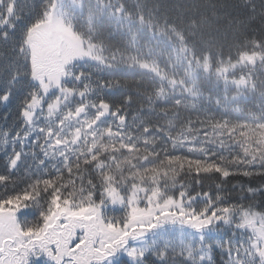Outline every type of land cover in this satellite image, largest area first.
Instances as JSON below:
<instances>
[{
  "label": "trees",
  "instance_id": "16d2710c",
  "mask_svg": "<svg viewBox=\"0 0 264 264\" xmlns=\"http://www.w3.org/2000/svg\"><path fill=\"white\" fill-rule=\"evenodd\" d=\"M56 3L0 0V208L32 200L16 222L29 233L12 239L42 248L28 264L56 260L41 232L56 197L104 203L106 219L73 222L84 248L61 264H264V0H68L69 110L103 101L131 134L52 160L45 124L22 137L37 91L29 34Z\"/></svg>",
  "mask_w": 264,
  "mask_h": 264
},
{
  "label": "rangeland",
  "instance_id": "374dc122",
  "mask_svg": "<svg viewBox=\"0 0 264 264\" xmlns=\"http://www.w3.org/2000/svg\"><path fill=\"white\" fill-rule=\"evenodd\" d=\"M67 1L58 0V3L55 4L46 21L34 25L29 34L30 41L27 45L30 59L32 60V80L37 84V91L31 102L27 105L28 108L25 110V115L30 119L26 117L27 125L24 130L36 128L38 124H47L46 127L53 134L50 133V138L47 141H43L47 152L44 153V157H50L52 160H55L59 154L65 155L64 158L67 157L70 148V143L67 140L68 137L73 138L77 133L75 130L84 128L90 120L87 113L80 120L72 122L68 114L70 103L78 95L67 84L70 79L69 72L72 64L77 60L76 44L78 41L74 38L70 19H68L69 14L64 11ZM40 91L42 94L38 96ZM92 95L93 93L90 92L89 97ZM89 97L87 96V99ZM89 106L90 108L92 107L91 104ZM29 110H33V112L31 113ZM38 116L42 118V122L40 123L36 122V119L34 121V117L38 118ZM60 122L63 125L61 124L59 126L58 124ZM101 130L104 131L105 128L101 127L92 132L95 137L99 138L94 139L96 143L98 142V145L104 143V139L101 137ZM129 134L131 133L128 132ZM24 142L26 143L27 139ZM56 142L63 143L64 147L57 148ZM86 142L87 139L84 138L83 144ZM83 147L86 148L87 145L78 148L76 152L79 153ZM103 150H107V145L103 147ZM91 153H93L92 149L86 154ZM252 192L251 190L249 191V193ZM28 197V195H25L22 199L17 198L9 201L6 207L0 208V264H28L31 257L37 259L43 255L41 247L32 249L22 246L21 251H19V246L12 240L19 235L20 240L21 234L26 235V233H29L22 231L16 223L19 222L18 219L21 217L19 215L26 209V202L32 201ZM112 197L113 201L110 204L116 206L117 203L114 201L115 196ZM133 203H138V196L134 197ZM103 207L104 203L88 205L84 204L81 199L77 200V203L58 197L54 199L51 215L43 216L41 221L44 222L41 232L47 236L43 240L44 246L46 247L44 253L56 256V260H52L53 264L54 262L55 264H61L64 260H67V253H70L71 250L75 251L84 248L83 241L79 237L82 229L78 227V229H75L73 222H105L106 219L102 214H97V211L99 212ZM244 217L246 219L243 222L250 221L246 214ZM79 227L82 228V226ZM97 229L103 231V226L93 227V230ZM74 233H76L79 239L77 242H75ZM258 233L264 244V234L260 229H258ZM37 235L39 236L40 232ZM9 241H12L11 246L9 245ZM6 246H10L11 249L6 250ZM261 251L264 254V249H261ZM82 253L83 250H81V256L86 254ZM88 253H92V250L88 251ZM51 258L48 257L45 260H50ZM79 262H86V259L80 260ZM70 263L71 260L67 264Z\"/></svg>",
  "mask_w": 264,
  "mask_h": 264
},
{
  "label": "water",
  "instance_id": "95a60500",
  "mask_svg": "<svg viewBox=\"0 0 264 264\" xmlns=\"http://www.w3.org/2000/svg\"><path fill=\"white\" fill-rule=\"evenodd\" d=\"M99 108H100L101 112L97 114L95 121L93 123H91V125H90L91 127L95 126L99 122L100 119L107 118L110 115L111 108L109 105H107L105 103H100ZM83 112H84V109L82 107L79 108L77 110V112L74 114V117L78 118ZM119 124H123V121L122 120L119 121Z\"/></svg>",
  "mask_w": 264,
  "mask_h": 264
},
{
  "label": "flooded vegetation",
  "instance_id": "af4514ba",
  "mask_svg": "<svg viewBox=\"0 0 264 264\" xmlns=\"http://www.w3.org/2000/svg\"><path fill=\"white\" fill-rule=\"evenodd\" d=\"M29 111H31V113L33 112V110H29ZM94 111H95V109H94ZM31 115H35V114H31ZM112 118H114V117H112ZM117 118H118V117H117ZM117 118H116L115 121H117ZM80 139H82V137H81ZM79 141H80V140H79ZM79 141H78V142H79ZM73 142H74V140H72V146H74V145H73ZM78 142H77V143H78Z\"/></svg>",
  "mask_w": 264,
  "mask_h": 264
}]
</instances>
